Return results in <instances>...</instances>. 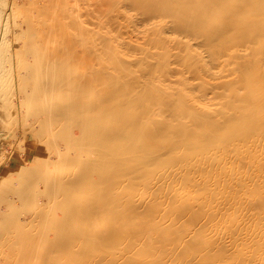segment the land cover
Segmentation results:
<instances>
[{"label": "bare ground", "instance_id": "bare-ground-1", "mask_svg": "<svg viewBox=\"0 0 264 264\" xmlns=\"http://www.w3.org/2000/svg\"><path fill=\"white\" fill-rule=\"evenodd\" d=\"M63 1L62 0H46L44 2L43 0L42 1L43 4L40 3V5L42 4L43 6H40V7H38L37 6L38 4L36 5L35 3L33 8L35 7L37 15L35 16V14H33V11H32L31 13L34 15L33 17H30L28 15L29 18L28 16L26 18L24 16L23 19L25 20L23 21L21 20L22 23H18L17 25V30L19 31L18 33L19 35H21L20 34L21 32L25 33V35L27 36V39H24L26 38V36L25 37L22 36L23 34L21 36L24 37L23 39L25 41L27 40L28 44L26 46L23 45V47H18L17 49H15L14 54H12L13 53L12 52L11 56L10 55L8 56L5 53L4 54L2 53L3 54V55L1 54L2 56L0 55L1 56L0 57V101H2V103L8 102V105L10 103L11 106L15 105V108L18 109V111L20 112L23 110L24 111L23 115L25 116V117L23 116L24 117L23 119L24 120L26 119L25 121H27L28 125L33 126L34 123L38 124L37 128L34 127L35 129L33 128L32 130L33 131L35 130L34 131L35 133H39L37 134L39 136V140H40L39 142L42 141L43 144L51 148L53 147L54 149L55 148L54 146L57 145L58 139L64 140V142L66 141V146L69 147L67 150L70 149V152H71L72 149H74L75 151H77V154L74 155L76 152L74 154L67 153V150L66 152H63L65 150L63 151L61 150L60 152V149H58L59 156H60V157L58 156L59 157L58 160L57 159L55 161L48 160L49 157L47 158L45 157L44 159L45 161L44 160H43L44 162L42 161L44 163V164L42 163L43 166L40 165L41 167L38 169L35 168L34 164H32L33 166L29 164L32 168L34 167L35 170H32V171L29 170L30 167L29 169L23 168L26 171L29 170L30 173H27L28 171L27 172L19 171L20 172V173L18 172L19 177L18 176L13 177L14 179L15 178L20 179V177L21 178L23 177L20 180L17 179L18 182H13L14 180L12 179V181H10L11 183L9 184L8 183L9 179L8 178L6 179L3 175V179L0 181L1 183L0 184V187H1L0 189V239L2 240L0 241V246H1L0 248L3 250L1 254L3 256L5 254V256L3 257L2 260H0V264H30L31 262L29 261H32V262L36 261L37 263V261H39L38 259H41V260L43 259L42 264H63V262H61V258L63 257L62 255L64 253H69V252L72 253L73 251L77 252V255L74 254L75 256H73L74 264H134L133 256L135 255L133 254L138 253L137 255H139L140 253H142L141 251L143 250L141 245L137 246L138 244L137 241L138 239L140 240L141 237L150 235L153 229L149 227V225L150 223H152V221L154 222V220H152L149 224L147 222L146 224L148 226H145L146 224H144L145 222L144 219L146 218L145 216L140 215V213L143 212L142 210L145 207H147L146 209H148L149 207H150L149 209H151V208H155V206H157L158 203H160L161 205L162 204L161 201H163L165 198V197L164 198L162 197L163 187L166 190L167 184L171 185L174 182L181 183L182 186L185 188V189L184 188L180 189V187L182 188V186L177 183L178 185L176 184L175 186H180V187L178 188L173 187L171 194L169 193L170 196L175 197V200H177L176 202L178 203L177 205L179 208L177 206L176 208H173V205H175L176 202L175 203L172 202L171 204V200L169 201L170 204L168 202L167 203L169 204L168 207H170V205L172 206V209L171 207L170 208L165 207L166 209L162 208L164 207L162 205L158 206V208L159 207L162 208V212H163V209H165L167 212L169 211L168 213L175 212V209H176L178 210L176 212L177 215L176 213H174V215L171 213L172 216L175 217V220L173 217L174 222H172V219H171V222L164 224L161 220L160 222L162 223L159 228L161 229V231L160 230L158 231L162 234H160L159 232L158 233L164 238L169 235L172 238H174L173 236L176 235L175 239L176 237L178 239H176L174 243H176L177 241L178 243H176L177 244L176 246L173 243L174 247L171 246L172 248H170V249H176V247L178 248L180 244V240H181L180 238L184 239L183 233L181 235H178L179 234L178 231L179 230L183 231L184 227H182L183 229H181V226H178L175 223V221L177 222L176 216L178 217L179 215L178 212H180L181 214L185 212L186 210H188L187 207H188L189 202L193 200V194L194 195L196 194L197 196L200 197V199L198 198L196 199L198 202H202L200 200L204 198L206 199L208 198L207 200H210V201L212 199L214 202L217 201L218 199L217 202H219L221 199H223V197H225V196H222V193L223 195L228 193L226 192V188L228 185L225 188L221 185H220L221 187L218 185L217 187L218 190L216 188L214 190V187L213 189L210 188L212 187L211 181H213V179L221 182L220 179L222 178L221 177L222 174H220V171H218L217 174L214 173L215 172L214 169L216 167L213 169L214 172L212 173L211 169H209L210 168L209 164H207L209 168L208 167L206 168V165L204 164L206 161L205 158L216 160L218 157H221L219 156L221 154L228 153L231 151H236V152L241 153V151L243 150L246 151L245 149H247V147L253 146L254 145L253 143L255 142L258 143L257 145L255 143V146H258L260 144L259 142H264V0H135V1L133 0L132 1L133 3L130 5V7L131 6L133 7L134 4L135 5L137 4L136 6L142 9L140 11L141 12L143 11V13L146 14L147 16L152 17V16H157V14H159L164 17L172 18L171 25H170L172 28L171 29L161 28L160 30L156 32L158 33L159 37L155 36L157 38H153V39L152 37H149L151 40L148 38L149 41L153 42L154 44L156 43L157 45L156 47L160 49L159 51H157L158 50L157 48L156 53L155 52L151 53V51L149 50L150 56H153L154 61L150 60L152 59L150 58V56H149L150 59H146L147 57H145V59L148 60V62H146L144 58H140V60L135 59L137 61H134V60L131 61L129 59L125 60L121 54L115 53V50H116L114 47L115 44H112L111 42L109 43L110 44L109 45L107 42L106 47L104 46L105 47L104 49H107L108 53L110 51L109 58L110 60H112L113 68H114L112 70H116L118 74L114 75L113 73H110L111 71H109L110 70L109 67H107V70H104L105 77L103 80L104 83L103 82L102 83L103 85L104 84L106 85L105 87H107V91H106V94L103 95V97L101 98L100 96L96 95L100 87L91 85L92 83H87L92 79L95 73H92V74L87 73V75L84 76L85 72H82L84 73L82 76L76 73L78 69L74 70L75 67H78L79 63L76 66L78 59L76 58L77 56L75 55L73 51L77 52V50L75 49L76 48L78 49V47L75 46L76 48L74 47L73 49L72 48L73 46L71 47L72 42H70L69 44L70 48L68 45V49H72V52L71 50L70 52L69 50L67 51L66 50L67 48L65 47L66 48L65 50L67 51L66 52L62 48L63 45H61L62 46L61 48L63 49L62 50L59 47V44H58L59 42L58 43L54 42L55 41L54 39L60 38V40L62 39L61 41L63 43V41L65 40L63 39V36L65 38V36L67 35L65 34L67 31L63 32V30L61 31L59 29V26L62 24L61 21H63V17H61L62 15H60L61 14L60 10L63 9L62 4L65 5L64 4L65 2L66 4H68L67 0L64 3ZM31 2L32 1H30V3ZM130 2L128 1L126 2L125 0V3H130ZM145 2H147V4ZM28 3H27V6H28ZM13 4H16V3H13ZM70 4L71 3L69 2L68 5ZM23 5L24 7L26 6L25 4ZM68 5H65V6L67 7ZM114 5L118 6V4H114ZM136 6L134 8H136ZM167 8L168 9L171 8V9L167 10ZM64 9H63L64 11L70 10L68 8L67 10L66 8ZM31 10L32 8L30 9V11ZM44 10H49V13H46V15L60 11V14H59L60 16L55 17L57 14L55 15L52 14L51 16L53 17L54 15V18H52L53 22L50 21L51 22L50 23L49 20H51V18L45 15L46 11ZM8 14H6L7 15L6 20L8 19L7 18ZM22 14L20 13L19 16H21ZM43 16H45L47 19L49 18L50 19L47 20ZM14 17L15 15L14 16L12 15L13 21L16 18ZM43 18L47 24L48 22L50 23L49 26H47ZM13 21L11 22L13 23ZM63 22L66 23L65 20ZM16 23H15V26H16ZM67 26H64V27L67 28ZM7 28L9 27L7 26ZM7 28L4 30L5 35H6V31H8ZM13 29L14 28H12V31L14 34ZM170 30L171 32L172 31L174 32L173 34L175 35L177 34L180 37L179 39H177V35H176L175 37L176 39L173 42L171 41V43L173 44L175 42L176 46H174L175 44L172 46H174L175 48H178L177 51L176 50L173 51V49L169 47L170 45L169 46L167 45L169 43L168 39L170 37L172 40L174 39L172 38L173 37L172 34H170L171 36L169 38H168L169 35H167V37L165 36L166 32ZM52 32L53 34H51ZM61 32L64 33L62 34L63 36L61 35ZM19 35L17 34V37ZM103 36H104L103 38H105V35ZM82 38L84 39V37ZM107 38L109 37L107 36ZM107 38H105V40ZM51 39H53V42L55 43L53 44L54 45L57 44L58 45L57 48L58 47L60 48L57 50L55 46V52L53 54L51 53L52 56L47 50V48L48 49L50 48L51 44H49L50 46L46 48V46H48L47 43H49L48 40H51ZM2 40H3V37H2ZM2 40L1 42L5 44L4 42L6 41V39L5 41L4 40L2 41ZM66 41H67V37H66ZM74 43L75 42H73L72 45H75ZM81 44H83L82 40H81ZM52 47L54 48L53 45ZM244 47L247 48L246 49L247 51L245 50ZM238 48H240L241 51ZM91 49L89 50L90 51L94 50V49L93 50ZM97 51L99 52V50ZM105 51L106 50H104V53ZM145 51H146L145 52L146 54H149L147 53L148 50L145 49ZM1 52H4V51H1ZM92 53H94V51ZM48 54L50 57L48 56ZM87 54L88 53H86V56ZM94 54L99 55V53H97L96 51ZM83 55L84 54H81V56ZM90 55L93 56V54L91 53ZM66 56L70 58L69 62H67L68 59L67 61H65L66 59H63ZM99 56L100 58L101 57L103 58L101 54ZM107 58H108V55H107ZM84 59L82 57V60ZM98 61H100L99 57H98ZM144 61L147 63V65L144 64L145 63ZM175 61L179 63L180 65H183L185 68H187V70L190 73H192V75L194 74L195 76L200 78L201 82H198L200 83V85L196 83V85L198 86H196L195 88V85H193L194 86L193 88L198 89V87L200 86V88L202 87L203 89L205 88L204 90H207V86L209 85H212V84L215 85V83L213 82L211 83V82H208L209 80L208 81L206 80L207 76L209 75L212 76V74H210L212 71V68L214 69L223 63L224 64L232 63L233 68H231L232 70L231 73L232 72L235 73V78L234 77H232L234 79L229 78L230 80L228 81L227 80L226 81L221 80V82L218 81L220 82L219 85L216 83V86L218 85L217 88H222V87L223 88L227 87V89L231 88V90L229 89V93L231 92L230 97L228 95L229 94L228 92L224 94L223 92H221L224 95L223 98L225 99L226 98L225 96L228 95L227 96L228 99L226 98L227 100L221 102L222 104L219 107H209L208 105H204L203 104L204 102L200 104H196L192 96H195V98L197 96L194 95V93L193 95L191 94V92H194L195 89L192 90V86L190 85L191 83L187 81V79H189V76L185 74L183 75H185V77H188V78L183 77V75H180V77L176 78V79L179 78V82H180V86L177 85V88H173L172 85L168 83L155 82L154 81L156 79L155 77H157L160 74L164 75L167 72H169L171 68L170 65L172 64V62L174 63ZM133 65H136L138 69H134ZM89 67L91 66L89 65ZM94 69L95 67H93L92 71H94ZM68 71L70 73L72 72L73 73L70 74L68 73ZM175 71H177V69ZM95 72L97 71L95 70ZM177 73H181V72L177 71ZM233 73L231 75H233ZM194 75L192 77H195ZM98 78L99 79L97 82H100L101 78L100 77ZM169 81L174 83V81L176 80H173V81L169 80ZM95 82H96V78H95ZM177 84H179L178 80H177ZM174 87H176V85ZM211 87H208V88L210 89ZM239 87L245 90V91L242 90L244 91V94L242 95L240 94L242 91L240 92ZM200 88L198 91H201ZM237 88H239V91H238L239 94L237 93V90H238ZM204 90H202V92ZM216 93L218 92L216 91ZM220 94L218 93L217 95H220ZM201 95L202 94L199 95L200 99L202 98ZM90 96L92 98L91 100L89 99ZM92 96H94V99ZM95 96H98L99 98ZM199 97H197V99ZM86 99L87 100L89 99L90 101L89 100L86 101ZM234 101H237V103H235ZM3 105H4L3 107L6 106L5 103ZM199 110H201L204 114L199 115L198 113ZM3 111L5 112L7 110H3ZM9 114L11 116V110ZM12 116L13 118L12 117L11 118L13 119V121L15 120L17 121V119H15L16 115L15 117L14 115ZM16 118H18V116ZM58 120L60 123H58L57 125L60 124L59 127L62 130L58 129V131L53 132L52 128L53 126H55V123ZM24 123L25 122H23L22 124ZM18 124L19 123L17 122V125ZM238 125L240 126L236 127ZM13 126L14 125H12V127ZM229 127L231 128L233 127L232 131L233 130L234 131L233 132L229 131V133L228 132L224 133L225 130L226 131L230 130L228 129ZM16 128L18 131L19 130L18 127ZM25 129H22V130L26 131ZM22 130H20V132ZM15 136L16 135H14L13 137L15 138ZM24 136L22 137L23 139H24ZM61 147L63 146L61 145ZM241 148L243 150H241ZM56 150H57V147L54 149V151L55 153L56 152L58 153V151ZM209 150L213 152L220 150L219 151L220 153L213 154ZM48 151L49 150H47V152ZM244 151L242 153H244ZM62 152H63V155L66 153L67 154L62 156L60 155V153ZM247 152L250 153V151H247ZM240 153H239L240 156L246 155L245 153L243 155H241ZM249 153H247V156L249 155ZM254 153H256L255 150L253 153L251 150V154H252L251 157L255 156L256 158L257 154H254ZM192 156L197 161L196 160L193 161ZM196 156H198L199 158ZM239 157H237V160L239 159L240 161L241 157L240 158ZM255 158L254 160L252 158L250 160H253V162L256 160L258 161L259 155L257 159ZM202 159L204 160L201 162L200 160ZM243 159L241 160L245 163H248L247 165L251 167L253 166L252 163H249L247 162V160L245 159L243 160ZM247 159L249 160V157H247ZM190 160L193 161V164ZM212 160H209L211 164H212L211 162ZM260 160L263 161L264 159H262L261 157ZM221 162L223 163L222 160ZM227 162L228 160L227 161L225 160L223 164H226ZM215 163H216L214 164L215 166L217 164L220 166L222 165V163L221 164L218 163V160ZM187 164L192 165V167L195 169L199 168V171L200 169H202L203 170L202 176H204V178L199 177V176H198L199 177L198 179L196 178L197 176L193 178L194 175L193 177L192 176L190 177V174H191L190 171H192V169L190 168L191 169L190 171H186L185 169L186 167L184 166H187ZM263 164L264 163L262 162L261 164H259V166H262ZM256 165H258V163L255 164V166ZM255 166L253 167V169L257 167ZM20 167L22 166L20 165ZM182 167H184L183 170L177 171L178 168H182ZM229 167H231V165ZM262 167H264V165ZM218 169H219V166H218ZM229 170L227 174L230 173ZM256 170L257 168L255 169V171ZM255 171L253 172V170H251V173L252 174L254 173L257 176ZM257 171H258L257 173L261 172L259 170ZM193 172L194 171H192V173ZM232 172H231V175L233 174ZM198 173H196L195 175H197ZM262 175H263V172H262ZM225 176L227 175L224 174V177ZM245 176L249 177V175L248 176L245 175ZM212 177L213 179L210 181L211 182L210 183L208 179ZM229 177H230V174H229ZM252 177H254V175ZM258 177H257V180H258ZM261 177H264V175ZM261 177L260 179H262ZM200 178L202 179L199 180ZM225 178L228 180V177H225ZM233 178H234V175H233ZM87 180H92L90 185L87 183ZM224 180L225 179H223V181ZM229 180H231V178ZM234 180L235 179H233L232 181ZM252 180L255 181V186L254 187L252 186L254 189L250 187L251 185H248V187L251 189V191L252 190L254 192L256 191L257 194L260 193L259 197L262 198L261 193L262 191H264V189L262 188L263 182L261 183V186H260V183L257 182L255 178ZM3 181H6L8 185L7 186L3 185L4 184V183L2 184ZM223 181L221 183H223ZM247 181H249V179L245 181L244 183L245 186L248 183ZM260 181H264V180H260ZM44 182L49 183V185L46 183L45 185L47 187L44 188L43 190H40L38 185ZM88 182L90 183V181ZM252 182L253 181H251V183ZM164 183L165 184L167 183L166 186H163ZM234 184L236 186V181L233 182L232 185ZM256 184H258V186ZM65 185H68V188L66 186V189H65V191L67 190V192L62 191L64 190ZM95 186H96L95 189L97 192L92 191V189ZM258 187H261L262 189ZM97 188H100V190H98ZM192 188H195L194 190H196L197 192L206 190L208 197L207 195H205L206 193H203L205 196H203L202 198L200 196L201 193L198 195L196 191L195 193L192 192L194 191L192 190ZM228 188L227 190H230V193L228 194H231L233 189L231 190ZM219 189H221L223 192H221ZM84 190L87 193L89 190H91L89 191L91 193H88L89 195L86 193L88 196L86 199V202H89L90 204L87 211L82 210L83 208L81 209L79 205L81 203L80 201H82V204L85 203L84 199L78 198L77 196L79 195V197H81L80 196L81 194L82 196L85 197L86 194L85 195L82 194ZM216 190L218 192L220 191L219 194L220 193L221 194L219 195ZM58 191H62L63 194H61L62 195L61 197H57L61 193L59 192L58 194ZM147 191L148 193L150 192L153 195V199L151 197V199L149 200V196H150L149 194L148 200L146 199V201H144L142 200L141 196H139V194L145 192V195H146ZM160 191H162L161 196H160ZM215 191H216L217 197H214L213 195ZM165 192H163V194H166ZM190 192L193 194H191ZM233 192H236V190H234ZM53 193L58 194V195H56L55 197L53 196ZM237 194H242V193L241 191L239 193L237 192L236 195L234 194L235 197L232 195L234 197L235 202L237 201L235 198L238 199L239 196H241L239 195L238 197H236ZM41 195H44L46 197V199H44V202L43 203L41 202L42 204H39L37 202L38 207L33 210H30V206L33 203H35V201H37L38 197ZM218 196L219 197L222 196V197L218 198ZM228 196L226 197L229 198L231 195L229 197ZM159 197H161V199L163 200H161ZM241 197L239 199H241ZM252 197L253 196L250 197L251 200H253ZM259 197L256 196L254 199H258ZM146 198H147V195H146ZM245 198H242L241 200H244ZM100 199H102L103 201L100 202L99 201ZM159 199H160V202H159ZM230 199H232V197ZM230 199L229 200L227 199V201L230 203V205H233L234 203L233 201H230ZM239 199L238 201H241ZM259 199H258L259 202L256 200H253L255 201V204L257 202H258L257 204H261ZM165 200L167 201L168 198L166 197ZM225 200L224 202H227ZM263 200L261 202H263ZM77 201L80 203H78ZM249 201L247 203L252 204L253 201H250V202ZM73 202H76V203L74 204ZM208 202L206 203V206ZM221 202L223 203V206H227L226 203H224L222 200ZM244 202L246 201L244 200L243 203ZM69 203L70 205H73V206H70ZM212 203L210 204V207L214 204ZM237 203L236 205L238 207L239 203L238 204ZM86 204L88 207V203ZM221 204L218 205L220 206L219 207L220 209L222 206ZM248 204L246 205V207L250 209L249 207L251 206V204L250 206H248ZM67 205L69 206V208ZM215 205H217V203H215ZM242 205L239 206L241 209L244 208V206ZM63 206L66 208L61 209V207ZM165 206H167V204H165ZM218 206L213 205L214 208L219 210L217 208ZM260 206H258L259 209H260ZM191 207L193 208V206ZM197 207L195 205L194 208L197 209ZM210 207H208L207 210H209ZM227 207H224L226 209L224 210L222 209V210L224 211L223 216L225 217V219L229 218V220L226 221L225 219H223L224 217H221L222 214L220 218H222L223 221L224 220L226 221L222 223L223 224L222 226L224 227V223H225V226L226 224H228L227 227H225L228 229V228H231V227H228L229 224L231 222L232 223L234 222L232 220L236 221V218H235L236 216L234 217V213L236 211H233V210L230 211V209H228ZM230 207H235L236 210L240 209L239 207L237 208L235 205L230 206ZM253 207L254 205L252 206V208ZM262 207H264V205ZM235 208L233 209L235 210ZM63 209H65L64 211L66 213L62 211L63 212L62 214L60 210H63ZM170 209H171V212H170ZM216 209L212 208V210L210 211H212L213 213L214 211H216ZM227 209L229 210V212L228 211L226 212ZM248 209H246L247 214L249 212ZM263 209L264 208H262V210ZM50 210H53L52 211L53 213H50L51 212ZM152 210H155V209H152ZM156 210H157V207H156ZM239 211L241 212L242 210H239ZM239 211L238 213H236L237 216L239 214ZM147 212H149V210ZM205 212L204 214H206ZM217 212L219 211L215 212L216 215L218 214ZM232 212H233V215H232ZM152 213L154 215L153 218H156L155 215L157 216L159 213L161 214V212L156 213V211H155L156 214H154V211H152ZM152 213L147 215L148 213L146 214V212L144 211L143 214L151 218ZM185 213H183V215ZM193 213H194V210L190 212V216H187V217H190V222H191V219L195 222H197V219L199 221L200 218L198 217H200L202 214L198 216L200 212H197V216H195L196 213H194L195 215ZM210 213L211 212H208V214ZM225 213H228L226 214L227 216L225 215ZM244 213L242 212L241 214H244ZM215 214L214 213L211 214L212 215L211 217L207 216L209 219L214 218V223L213 221L210 222V224L211 223L213 224V226L211 225L212 228L216 225L218 226L219 224L217 223L216 225H214L216 223L215 219L217 217H218L217 220L219 219V215L215 217ZM241 214H239V216H244ZM247 214L245 215L247 216ZM259 214L260 212L258 213V215ZM26 216H28L27 219H25ZM205 216L203 218H205ZM246 216L242 217V219L246 218ZM157 217L159 219V215ZM248 217L250 216H247V218ZM91 218L92 220H90V222L88 221L89 224L92 225L94 222H96L92 225V230L94 229L93 227L96 225L98 229H96V232L93 230L94 233H92L93 235H91L89 238L87 236L90 235L88 234L90 231L88 232V230L85 229L88 234V235L86 234V237L88 239L85 240L86 243H84L85 236L83 237V239L80 236L83 233L85 234L86 231L83 230L84 232L82 231L83 232L82 234L79 233L80 234L79 236L76 235L78 234L76 232H79V231H76L78 227L76 228L75 223H77V221H80V220H89ZM99 218L100 220L103 219L105 223L103 222L99 223V221L97 222V219L99 220ZM208 218H207V221H204L202 219L204 223L202 221L200 225L198 226L196 225V228L194 227L195 230H192V231L190 230L191 232H189V234L186 232L189 231V228L191 226L190 225L189 227L186 226L188 228L187 229L188 231L186 232L183 231V232H185V234H187L188 236H186L187 239L185 237L186 242H183L184 245L183 244H182L183 246L180 245L185 248L181 247L180 250L177 249L178 252L176 250L174 251L177 252V254L181 256V258L183 257L184 259H186L187 257L186 255L190 253L191 251L193 254L191 255L190 253V255H188L185 261L192 262V264H220V263L227 264L226 262H223V260L225 259L224 254H226V252L225 251L223 252L221 250L223 253L219 254L221 253V251H219L220 249L218 250L217 248V247H220L221 249H223L222 244H220L221 242H219V244L217 243L219 239L221 241V239L225 240L224 237L226 238V236L228 237L230 235H235V236L245 235L242 237L244 241L246 238L247 232L251 233L253 231L252 230L253 227L251 228V226H246L245 221L243 220L245 226L247 228L250 227L252 231L251 230H250L251 232L246 231L247 228L244 225H242V227L244 226L246 230L242 228L245 232L243 231L242 235L241 233L239 234L238 233L240 229L239 224L242 223V220L239 222L241 218L237 217L239 219L238 221H236L238 222V224H235L233 227V224L231 223L230 226H232V228L231 230L228 229V233L230 234L228 235L226 234L224 235V237L222 236L223 238L222 237L218 238V241L216 240L217 241L216 243L218 246L216 245V243L215 245L213 244L214 247L217 246L216 249H213L214 247L212 246V244L210 247V244L207 245L208 243H206V241L207 242L209 241L208 240V238L210 237L209 230H211V229L208 230V228H205V226L206 227L209 226L208 221L211 220V219L208 220ZM230 218H231V222H230ZM147 219L146 221H148ZM219 220L222 221L221 219ZM258 220L260 223L261 218L259 219V216H258ZM163 221H166V220L163 219ZM246 221H249V220L246 219ZM157 222H159V220H157ZM172 223L173 224L175 223L179 227L178 228L179 230L177 232L175 231L177 229V226L175 229L174 227L175 224L173 226ZM33 224L38 225L39 227L36 229H32ZM142 224L145 226L144 228L139 227L140 225L143 226ZM193 224L194 225L192 226H195V223ZM256 224L258 225V223ZM247 225H250V224H247ZM262 225H258L257 227L259 226L261 227ZM154 226L155 225H153V227ZM217 226H216V229L213 228V234L215 235V237H218L216 236L217 233L215 234V232L218 231ZM218 227L221 228L220 226ZM204 229L208 230L207 232L209 234V237H206L208 234H205L207 232ZM256 229L259 230L258 228ZM90 230H91V227H90ZM162 230H166V231L164 232ZM202 230L204 232H202ZM220 230L221 229H219V231ZM257 230L255 231L256 235L258 234ZM66 231H69L71 234L65 235L64 233ZM167 231L169 235L167 234L166 236L163 233H166ZM202 233H204L205 236L204 234L202 235ZM156 235H158L157 232H156ZM214 235H212L211 238ZM253 236L254 234L252 235V238H254L253 241L254 242L256 241V244L258 245L262 240L259 242L257 241L258 238H255ZM155 237L156 236L154 233V236L153 238L151 237V240L154 239L155 241H158V240L160 241L158 236H157L158 240ZM204 237L207 238V240L205 239L206 241L204 240ZM233 237L234 236L229 237L231 242H232L231 238ZM247 237H248V234H247ZM261 237L264 238V236H261ZM252 238L250 239L252 240ZM50 240L52 241V243H47V242H50ZM144 240H145V237H144ZM151 240L148 239V242L150 243H147L146 242L147 240L144 242L143 239L141 238V241H143L146 244V246L150 244V246L148 245L149 247L147 248L145 247V244H144L143 248H146L147 250L148 248H152L153 244L151 243ZM170 240L172 241L171 238ZM170 240L168 239V241ZM78 241H80V244ZM141 241H138V242L141 243ZM246 241L248 242V240ZM161 242H164V241L161 240ZM161 242H158V243H161ZM234 242H236V240ZM188 243H191V246H189L190 244ZM237 243H240V242H237ZM261 243L259 245L262 247ZM84 244L86 246L88 245L89 247L91 246H94V247L93 249L91 247L89 250V247L87 246L86 248ZM233 244L231 243V245L235 246V243ZM254 244H253L254 248L250 244L252 248L247 249V251H250L252 249H253V252L256 251L254 249H258L257 247L259 245L256 246L255 248L256 244L255 245ZM45 245L46 246L48 245V246L46 247ZM81 245L82 246L84 245L83 249L86 248L90 252L93 250V253H85L87 252L85 251V249H84L85 252L82 253L83 249L79 248L81 247ZM164 245L163 247L161 246L162 248H164L163 250L160 247L162 252L166 250V247H168L167 246L168 243L167 245L165 246ZM170 245H172V243ZM237 245L238 246H235L237 247V249L241 248L239 244ZM74 247H76L77 250L79 251L74 250ZM138 247H141V248H138ZM235 247H233L234 250H237L235 249ZM168 248L167 250H169ZM186 248L187 250H189L188 252L186 251ZM81 249H82V252H80ZM181 249L182 251L183 249H185L184 251L186 252L185 256L182 254ZM201 249H203L204 252H202ZM241 249H244V246H242ZM193 250H197L198 254H200L199 252H201L202 255L200 254L201 257L199 259H198L199 256L197 255V251H195L196 253L194 254ZM238 251L237 253H235V256H239L238 254L240 253L241 257L243 255L246 258L248 257V259L250 258L249 254L251 255V253H248V256H246L247 254L244 255V253L240 252L243 250H238ZM78 252L80 254H78ZM99 252L103 254L101 253L99 254ZM144 252L145 251H143V253ZM162 252L160 251V253ZM179 252L181 253L179 254ZM171 253H169V255ZM212 254L216 256L211 257L213 256ZM123 255L125 256L123 257ZM171 255H173L174 257V254H171ZM158 256L159 255H157L156 257ZM161 256L162 255L160 254V257ZM32 257H34L36 260L35 259L31 260L33 259ZM160 257H158L157 259H160ZM241 257L239 258L238 264H244L246 262L245 261L246 258L242 257L243 261L245 262L241 263L242 261ZM251 257L252 259L250 258V260L248 259L247 260L249 261V263H251L252 261L251 264H254L258 256L255 258L254 262H253L254 257L252 255ZM122 258L123 259L125 258V259L123 260ZM145 258L143 260H145ZM151 258L153 259L152 255H151ZM235 258L237 261V257ZM147 259L149 258H146V260ZM161 259L162 260H158L161 262H158L157 264H163L162 261L163 260L166 261L165 259L167 258L163 259L161 257ZM261 259H263L261 263L263 264L264 257H262ZM218 260L219 262L220 261L221 262L217 263ZM259 260H260V257H259ZM174 261L173 263L175 264L176 261L175 262ZM189 262L187 263L190 264ZM39 263L41 264V262ZM236 263L237 262L231 263L230 261H228V264H236ZM247 263L248 262H246L245 264ZM146 264H148V262ZM256 264H258L257 260H256Z\"/></svg>", "mask_w": 264, "mask_h": 264}, {"label": "rangeland", "instance_id": "rangeland-1", "mask_svg": "<svg viewBox=\"0 0 264 264\" xmlns=\"http://www.w3.org/2000/svg\"><path fill=\"white\" fill-rule=\"evenodd\" d=\"M30 1H32L31 3H30ZM0 0V42H1V40H2V37H3V40L5 41V39H6V41L4 42L5 44H3L2 42L0 43V55L3 53H5V54H7L8 56L10 55L11 56V53L12 54H14V52H15V49H17L18 47H23V45L24 46H26L27 44H28V42H27V40L25 41L24 39H27V36L25 35V33L24 32H21L20 34L22 35V36H26V38H24V37H22L21 35H19V31L17 30V25H18V23H22L21 22V20L23 21V20H25V19H23L24 18V16L27 18V16L29 15L30 17H33L34 15L33 14H35V16L37 15V12H36V9H35V7L33 8V6L35 5V3H36V5L38 6V7H40V6H43L42 4H43V0H36L37 2H39V3H37L35 0ZM35 1V2H34ZM46 0H44V2H45ZM63 1V0H62ZM66 1V0H65ZM65 1H63V3L65 2ZM123 1V2H122ZM130 2V3H125V0H67V2H68V4H69V2L71 3L70 5H68V4H66V2L64 3L65 5H68L67 7L65 6V5H63L62 4V8L64 9V8H66V10H67V8L68 9H70V10H67V11H64L63 9L62 10H60L61 11V14H60V11H55L56 13H51V14H48V15H46V13H49V10H44V11H46L45 12V15L47 16V17H50L51 18V20H49V19H47L45 16H43V17H45V19H47V20H49V22L50 21H52L53 19L52 18H54V15L55 14H57L55 17H59L60 15H62L61 17H63V21L65 20V22L66 23H64L63 21H61V25L59 26V29L62 31L63 30V32H66L65 34H67L66 36H65V38H64V36L62 35V34H64L63 32H61V35L63 36V39H65L64 41H63V43H62V39L60 40V38H58V39H54L55 41L54 42H56V43H58L59 44V47L61 48L62 46L61 45H63V49H64V51H68L69 50V52H70V50H71V52H72V49H68V45L70 44V42H72L71 43V47L74 49V47L76 46V47H78V49L76 48L75 50H77V52L76 51H73L74 53H75V55L77 56H75L77 59H78V62L76 63V66H77V64H78V67H75L74 68V70H76V69H78L77 70V72L76 73H78V74H80V75H82L83 76V74L84 73H82V72H85V74H84V76H86L87 75V73H95L94 74V78L92 77V81L90 82H87V83H92L91 85H94V86H97V87H100L99 89H98V92H97V94L96 95H98V96H100V98L101 97H103V95H105L106 94V91H107V87H105L106 85L104 84L103 85V80H104V77H105V72H104V70H107V67H109L110 68V70L109 71H111L110 73H113L114 75L115 74H118V72L116 71V70H112V69H114L113 68V63H112V60H110V56H109V53H110V51H109V53L107 52V49H104L105 47H106V44H107V42H108V44L109 43H111L112 42V44H115L114 45V47H115V53H119V54H121L122 56H123V58L125 59V60H127V59H129V60H134V61H137V60H135V59H138V60H140V58H144L145 59V57H147L146 59H150V58H152V59H150V60H152V61H154L153 59V56H150V52H149V50L151 51V53H156V50H157V48L158 47H156L157 45H156V43L154 44L153 42H151V41H149V37H152V39L153 38H157V37H159L158 36V33H156L158 30H160L161 28H167V29H171L172 27L170 26L171 25V20H172V18H170V17H164V16H162V15H159V14H157V16H147L146 14H144L143 13V11L141 12L140 10H142L141 8H139L138 6H136L135 4H134V6L132 7H130V5L133 3L132 1L133 0H126V2ZM135 1V0H134ZM30 3V5H29V3ZM115 2V3H114ZM13 3H16V4H13ZM25 4L26 6H27V3H28V6L26 7H24V5L23 4ZM40 3H42L41 5H40ZM146 4H147V2H145ZM33 4V5H32ZM113 4V5H112ZM114 4H118V6L117 5H114ZM17 5V6H16ZM18 5H19V7H18ZM22 5V6H21ZM32 5V6H31ZM74 5V6H73ZM108 5V6H107ZM129 5V6H128ZM11 6H13V7H11ZM20 6H21V8H20ZM30 6V7H29ZM36 6V7H37ZM63 6H65V7H63ZM70 6V7H69ZM110 6V7H109ZM112 6H114V7H112ZM115 6H117V7H115ZM136 6V8L138 7L139 8V10H138V8L136 9V8H134ZM140 6V5H139ZM18 7V8H17ZM23 7V8H22ZM74 9H73V8ZM16 8V9H15ZM27 8V9H26ZM32 8V10L30 11V9ZM112 8V9H111ZM114 8V9H113ZM15 9V10H14ZM29 9V10H28ZM34 9V10H33ZM72 9V10H71ZM169 9H171V8H169ZM168 8H167V10H169ZM12 10V11H11ZM13 10H14V12H13ZM26 10H28V11H26ZM8 11V12H7ZM20 11H22V12H20ZM30 11V12H29ZM33 11V14L31 13ZM7 12V13H6ZM17 12V13H16ZM25 12H27V13H25ZM9 13V14H8ZM22 14L21 16H19V14ZM66 13V14H65ZM4 14H5V16H4ZM6 14H8V19H10V20H8V22H7V20H6ZM17 14V15H16ZM25 14H27V15H25ZM43 14H44V12H43ZM52 14H54L53 15V17L51 16ZM60 14V15H59ZM10 15V16H9ZM12 15L14 16L15 15V19H14V21H13V18H12ZM66 15V16H65ZM72 15V16H71ZM75 15V16H74ZM29 16H28V18H29ZM10 17V18H9ZM19 17V18H18ZM73 17V18H72ZM68 18H70V19H68ZM75 18V19H74ZM17 19V20H16ZM16 20V21H15ZM43 20H44V18H43ZM62 20V19H61ZM75 20V21H74ZM11 21H13V23L11 22ZM18 21V22H17ZM45 21V20H44ZM73 21V22H72ZM7 22V23H6ZM9 22H11V23H9ZM17 22V23H16ZM48 22V21H47ZM48 22V24L46 23V21H45V23L47 24V26H49L50 25V23ZM53 22V21H52ZM68 22H69V24H68ZM15 23H16V26H15ZM8 24V25H7ZM9 24H10V26H9ZM13 24V25H12ZM46 24H45V26H46ZM73 24V25H72ZM77 24V25H76ZM9 27V28H7V26ZM68 25V26H67ZM70 25V26H69ZM72 25V26H71ZM62 26V27H61ZM64 26H67V28H65ZM16 27V28H15ZM73 27V28H72ZM8 29V31H6V35H5V32H4V30L5 29ZM12 28H14L13 30H14V34H13V31H12ZM58 29V30H59ZM74 29V30H73ZM11 30V31H10ZM59 30V31H60ZM54 32V31H53ZM53 32L51 33V34H53ZM84 32V33H83ZM4 33V34H3ZM8 33V34H7ZM72 33V34H71ZM81 33H83V34H81ZM156 33V34H155ZM174 32L172 31L171 32V30L170 31H167L166 32V37H167V35H169L168 36V38L171 36L170 34H172V38H174L173 40L171 39V37L168 39L169 40V43L167 44L169 47H171L172 49H173V51H177L178 50V48H175L174 46H176V44H175V42H174V44L173 43H171V41L173 42L176 38V35L175 34H173ZM17 34L20 36H18L17 37ZM55 34V33H54ZM85 34V35H84ZM87 34V35H86ZM4 35V36H3ZM83 35V36H82ZM103 35H105V38H107V36L110 38H107L106 40H105V38H103L104 36ZM107 35V36H106ZM11 36V37H10ZM17 38H16V37ZM53 36V35H52ZM155 36H157V37H155ZM8 39H7V38ZM66 37H67V41H66ZM82 37H84V39L82 38ZM5 38V39H4ZM16 38V39H15ZM20 38H22V39H20ZM24 38V39H23ZM75 40H74V39ZM87 38V39H86ZM90 38V39H89ZM149 38V39H148ZM180 37L177 35V39H179ZM73 39V40H72ZM80 39V40H79ZM2 40V41H3ZM18 40V41H17ZM57 40V41H56ZM76 40H77V42H79V43H77L76 42ZM81 40H82V43L83 44H81ZM151 40V39H150ZM14 41H16V42H14ZM52 41V42H51ZM66 41V42H65ZM69 41V42H68ZM86 41V42H85ZM18 42V43H17ZM48 42L49 43H47L48 44V46H46V48L47 47H49L50 45L49 44H51V46H50V48L48 49L47 48V50L49 51V53L51 54H53L54 52H55V46H56V49L58 50V49H60L59 47L57 48V44L56 45H54L55 43L53 42V39H51V40H48ZM51 42V43H50ZM73 42H75L74 44L75 45H72L73 44ZM150 42H151V44H150ZM54 43V44H53ZM153 43V44H152ZM16 44V45H15ZM46 44V45H47ZM111 44V45H112ZM52 45L54 46V48L52 47ZM67 45V46H66ZM110 45V44H109ZM155 45V46H154ZM172 45H174V46H172ZM105 46V47H104ZM113 46V45H112ZM67 49H66V48ZM91 47H92V49H91ZM111 47V46H110ZM175 49H174V48ZM2 48V49H1ZM10 48V49H9ZM61 48V49H62ZM69 48H70V45H69ZM156 48V49H155ZM170 48V49H171ZM240 48H241V46H240ZM240 48H238L239 50H240ZM243 48V47H242ZM245 48V47H244ZM7 49H9V50H7ZM54 49V50H53ZM62 49V50H63ZM66 49V50H65ZM81 51H80V50ZM88 49V50H87ZM89 49H91V50H93L94 51V53H95V51L97 52V53H99V55L101 54V56H103V58H104V60H103V58L101 57L100 58V56L99 55H97V54H94V53H92L93 51H90ZM99 50V52L97 51V50ZM144 49V50H143ZM145 49L146 50H148L147 51V53H149V54H146L145 52ZM247 48H245V50H246ZM51 50H53V51H51ZM86 50V51H85ZM104 50H106L105 51V53H104ZM153 50H155V51H153ZM160 49L158 48V50L157 51H159ZM242 50H244V49H242ZM1 51H4V52H1ZM10 51V52H9ZM66 51V52H67ZM88 51V52H87ZM90 51V52H89ZM241 51V50H240ZM247 51V50H246ZM245 51V52H246ZM244 52V51H243ZM48 53V52H47ZM77 53V54H76ZM80 53V54H79ZM86 53H88L87 54V56H86ZM90 53L91 54H93V56L92 55H90ZM106 53H108V54H106ZM2 54V55H3ZM52 54H51V56H52ZM66 54H68V53H66ZM81 54H84L83 56H81ZM106 54V55H105ZM1 55V56H2ZM107 55H108V58H107ZM111 55V54H110ZM0 56V57H1ZM48 56H49V54H48ZM68 56V55H67ZM64 57L63 59H66L65 61H67V59H68V61L67 62H69L70 60V58L69 57ZM99 57V59H100V61H98V57ZM149 56H150V58H149ZM50 57V56H49ZM82 57H83V59L84 58H86V59H84V60H82ZM92 57V58H91ZM97 57V58H96ZM72 58V57H71ZM94 58H95V60H94ZM107 60H106V59ZM77 59H76V61H77ZM102 59V60H101ZM145 59V61L146 62H148V60H146ZM75 60V59H74ZM106 60V61H105ZM64 61V60H63ZM71 61H72V59H71ZM80 61V62H79ZM81 61H83V62H81ZM108 61V62H107ZM144 61V62H145ZM144 63L145 65H147V63ZM150 62V61H149ZM111 63V64H110ZM81 67H80V66ZM89 65L91 66V67H89ZM110 65V66H109ZM112 65V66H111ZM88 66V67H87ZM93 67H95V69H94V71H92L93 70ZM106 67V68H105ZM170 71L169 72H167L166 74H164V75H158L157 77H155L156 79L154 80L155 82H164V83H168V84H170V85H172V87L173 88H177V85H179L180 86V82H179V78L178 79H176L177 77H180V75H183V74H185V75H187V76H189V79H187V81L189 82V83H191L190 85L192 86V90H194L195 88H196V86H198V85H200V83H198V82H201V80H200V78L199 77H197V76H195L194 74V76L195 77H192L193 75H192V73H190L188 70H187V68H185L183 65H180L179 63H177L176 61L173 63L172 62V64L170 65ZM219 67V68H218ZM223 67V68H222ZM87 68H89V69H87ZM101 68V69H100ZM105 68V69H104ZM133 68L134 69H138L137 68V66L136 65H133ZM221 68V69H220ZM231 68H233V64L232 63H223V64H221V65H219V66H217L216 68H212V71H211V73L210 74H212V76L211 75H209V76H205L206 77V80L208 81V82H213V83H215V85L214 84H212V85H209V86H207V90H204L203 89V87L202 88H200V86L198 87V89H195V90H197V91H195L194 90V92H191V94L193 95V93H194V95H196L197 97H199V95L200 94H202L201 95V99H200V97L197 99V97L195 98V96H192L193 98H194V100H195V102H196V104H200V103H203L204 105H208L209 107H219L222 103L221 102H223V101H225V100H227L228 98H227V96L229 95V97H230V93H229V89L231 90V88H229V89H227V87H225V88H223L222 86V88H217L218 87V85H219V83L221 82V80L223 81V80H230L229 78H231V79H234L235 78V73H233V75H231L232 73H231ZM80 69V70H79ZM84 69V70H83ZM87 71H86V70ZM177 69V71H180L181 73H177V71H175ZM90 70H91V72H90ZM95 70L97 71V72H95ZM100 70H101V72H100ZM102 70H103V72H104V74H103V72H102ZM187 70V71H186ZM81 73H80V72ZM176 72V74L178 75H176L175 74V72ZM228 71H230V72H228ZM100 72V73H99ZM213 72V73H212ZM68 73H70L69 71H68ZM73 73V72H72ZM72 73H70V74H72ZM97 73V74H96ZM102 73V74H101ZM139 73V72H138ZM229 73H231V74H229ZM185 75H183V77H185ZM192 75V76H191ZM97 76V77H96ZM98 77H100L101 79H100V82H97L98 81ZM103 77V78H102ZM232 77H234V78H232ZM95 78H96V82H95ZM185 78H188V77H185ZM199 78V79H198ZM12 79V78H11ZM169 80H176V81H174V83H176V84H174L173 82H171V81H169ZM177 80H178V83L179 84H177ZM217 81V82H216ZM218 81H220V82H218ZM224 81V82H225ZM95 82V83H94ZM103 82V83H102ZM170 82V83H169ZM96 83H97V85H96ZM100 83V84H99ZM172 83V84H171ZM194 83V84H193ZM196 83L198 84V85H196ZM211 83H209V84H211ZM216 83L218 84L217 86H216ZM98 85H100V86H98ZM103 87H102V86ZM169 85V86H170ZM176 85V87H174ZM193 85H195V88H193L194 86ZM214 85V86H213ZM178 86V87H179ZM205 86V87H206ZM214 88V87H216V88H212V87ZM101 87H102V89H101ZM105 87V88H104ZM208 87H211L210 89L208 88ZM220 87V86H219ZM108 88H109V86H108ZM199 88H200V90L201 91H198L199 90ZM240 88V87H239ZM239 88H237L238 90H237V93H238V91H239ZM202 90H204L203 92H202ZM242 90H244V89H241L240 88V92L242 91ZM101 91V92H100ZM216 91L220 94L221 92H223V94L224 93H229L228 95L227 94H225V95H227V96H225L226 98L224 99L223 98V94L221 95H217L218 93H216ZM245 91V90H244ZM244 91H242L240 94L242 95V94H244ZM100 92V93H99ZM201 92V93H200ZM197 93V94H196ZM102 94V95H101ZM199 94V95H198ZM239 94V93H238ZM98 96H95V97H98ZM218 96H220V97H218ZM222 96V97H221ZM93 97V99H94V96H92ZM89 98V97H88ZM99 98V97H98ZM90 100L92 99L91 98V96H90V98H89ZM88 99V100H89ZM203 99V100H202ZM87 99H86V101H88ZM89 100V101H90ZM200 100H201V102H200ZM228 102V101H227ZM235 103H237V101H234ZM0 181L3 179V175H4V177L7 179H9V181H8V183L10 184L11 182L10 181H12V179L14 180L13 182H18V180L17 179H19V178H13V177H19V175H18V172L20 171V172H27V173H30L29 172V170H35L34 169V167L32 168L30 165H32V164H34V166H35V168H40L41 166L40 165H42L43 166V162L45 161L44 159H45V157L47 158V157H49L48 158V160H58V158L60 157L59 156V150L58 149H60V152H61V150L63 151V150H65V151H63V152H66V150L69 148V147H67L66 146V141L64 142V140H60V139H58V142H57V145H59V146H54L55 148L57 147V150L56 151H58V153L56 154L55 153V151H54V149H53V147L51 148V147H48V146H46L45 144H43L42 143V141L41 142H39L40 140H39V136L37 135V134H39V133H35L32 129L34 128V127H36L37 128V126H38V124L37 123H34V125L33 126H31V125H28L27 124V121H25L23 118L25 117L23 114H24V111L22 110L21 112L20 111H18V109H16L15 108V105H13V106H11L10 105V103H9V105L11 106H9L8 105V102H3L2 103V101H0ZM5 103V105L7 106V107H9V108H7L6 106V109H5V107H3L4 104ZM220 103V104H219ZM225 103V102H224ZM13 107V108H12ZM10 108H12V109H10ZM11 110V116H10V114H9V112H10V110ZM3 110H7V111H3ZM9 111V112H8ZM18 111V112H17ZM13 113V114H12ZM15 113V114H14ZM198 113H199V115H202V114H204L201 110H199L198 111ZM18 114V115H17ZM5 115V116H4ZM12 115H14V117H15V115H16V117L18 116V118H16L15 117V119H17V121L15 120V121H13V116ZM22 117H21V116ZM35 115V114H34ZM24 116V117H23ZM12 117V118H11ZM35 117V116H34ZM10 118V119H9ZM24 120H22V119ZM34 119V118H33ZM13 121V122H12ZM21 121H23V122H25L24 124H22L23 122H21ZM34 121V120H33ZM61 121V120H60ZM16 122V123H15ZM17 122L19 123L18 125H17ZM10 123V124H9ZM58 123H60L59 122V120L55 123V126H53V128H52V130H53V132H55V131H58V129L60 130L61 128L59 127V125H57ZM11 125V126H10ZM12 125H14L15 126V128L16 127H18V131H17V128L15 129L14 128V126L12 127ZM17 125V126H16ZM26 126V127H25ZM240 125H238V126H236V127H239ZM26 129H25V128ZM31 129H30V128ZM56 127V128H55ZM233 127H235V126H233ZM233 127L231 128V127H229L228 129H230V130H228V131H226L225 130V132L224 133H226V132H228L229 133V131L230 132H233L232 131V129H233ZM11 128V129H10ZM9 129V130H8ZM15 130V132H14V130ZM22 129H25L26 131H24V130H22ZM29 129H30V131H29ZM35 129V128H34ZM13 130V131H12ZM20 130H22L21 132H20ZM62 130V129H61ZM13 132H14V134H13ZM19 132V133H18ZM57 133H59V132H57ZM14 135H16L15 136V138L13 137ZM21 135V136H20ZM25 135V136H24ZM11 136V137H10ZM24 136V139L22 138ZM20 138V139H19ZM21 139H23V140H21ZM18 141H20V142H18ZM22 141H23V143H22ZM60 141V142H59ZM18 142V143H17ZM259 142V141H258ZM256 143V145L258 144L257 142H255ZM255 143H253L254 145L253 146H255ZM260 144L258 145V146H255V147H253V146H251V147H253V148H251V147H247V149H245L246 151H244L242 148H241V150H243L244 151V153L246 154L245 156H240L239 155V153L240 152H236V151H231V152H228V153H224V154H221V155H219V156H221V157H218L216 160H212V159H207V158H205V165H206V168L208 167L207 166V164H209V169H211V172L213 173L214 171V173H216L217 174V172L218 171H220V174H222V178L220 179L221 180V182L223 181V179H225L224 181H223V183H221L220 181H216L215 179H213V177L212 178H209L208 179V181L210 182L212 179H213V181H211L212 182V187H210V188H212L213 189V187H214V190H215V188L217 189V187H218V185L220 186H223L224 188L227 186V188L228 189H233V191L234 190H236V192H231V194H228V193H230V190H227V188H226V192H228L227 194H225V195H223V193H222V196H228L229 198H227L228 200L232 197V199H230V201H233V205H230V203L227 201V199L225 198V197H223V199H221L223 202H224V200L225 201H227V202H224V203H226V205L227 206H236L237 207V205H236V203H237V201H238V199L241 197V199L242 198H245L244 200L246 201V202H244L243 203V201L244 200H241V199H239V200H241V201H238V207L240 206V205H242V206H244V208H245V210H244V208L243 209H241L240 207V209L239 210H242L241 212L237 209L236 210V208L235 207H227V206H223V203L221 202V200L219 201V202H221V203H219V202H217L218 201V199H217V201H213L212 199H211V201L210 200H207L206 198H204V199H202L203 198V196H205V195H207V191L206 190H202V191H200V192H197L196 190H194L195 188H192V190H194V191H192V192H194L195 193V191H196V193L199 195L200 193H201V199L202 200H200V201H202V202H198L196 199L198 198V199H200V197L199 196H197L196 194L194 195L193 193H191V194H193V200L191 201V202H189V204H188V207H187V209L189 210H191V206H193V208L195 207V205H196V207H197V209H193L192 208V210H194V213H196V215L195 216H197V212H200V214L198 215V216H200L201 214V216L200 217H198V218H200V220L198 221V219H197V222H195V221H193L192 219H191V222H192V224H191V222H190V217H187V216H190V212L192 211H188V210H186L185 212H183V213H185L184 215H183V213H181L180 214V212H178V217L176 216L177 215V211L178 210H176L175 209V212H171V209H172V206L170 205V207H171V209H170V212L174 215V213H176V220H177V222L175 221V223L178 225V226H181V229H183L182 227H184V229H183V231H188L187 229V227H189V225L191 226L190 228H189V231L188 232H186V233H188L189 234V232H191L192 230H195V228H196V225L198 226V225H200L201 223H202V221L204 220V221H207V218L208 217H211L212 215L211 214H215V212L216 211H219V212H217L218 214L217 215H219V219H221L222 221H220L219 219L217 220V215L215 214V217H217L215 220V224L214 225H216L217 223H219L218 224V226H220L221 228H219L217 225V229H218V231H219V229H221L219 232L217 231V232H215V234H216V236H218V237H215V235L213 234V228H215L216 229V226H214L213 228L211 227V225L213 226V224L211 223L210 224V222L211 221H213V223H214V218H208V220H210V221H208L209 222V226H205V228H208V230L209 229H211V230H209V234H210V237H209V234H208V230H206V229H204V230H206V232L207 233H205V234H208L206 237H209L208 238V242L206 241L207 240V238L206 237H204V240L206 241V243H208L207 245H209L210 244V247H211V244H212V246L214 247V245H215V243L218 241V238H221L222 236L224 237V235H228V234H230V233H228V229L229 230H231V228H232V226H230L231 225V218H230V224H229V226L228 227H231V228H225V227H227V225L228 224H226V226H225V223H224V227L222 226L223 224V222H226L227 220H229V218H227V219H225V217L223 216L224 215V209H226V208H224V207H227L228 209H230V211H236L235 213H234V217L236 218V221H238L239 219L237 218V217H239V218H241L240 220H239V222L242 220V223H240L239 225V227H240V229H241V231H240V229H239V234L241 233V235H242V233H243V231L244 230H246V226H251V228L253 227V231L251 230V228L250 227H248L247 228V230L246 231H249V232H251V233H253L254 234V236L253 237H255V238H258V240L257 241H261L260 243H261V245H262V247L259 245L260 243L259 242H257V243H259L258 245L256 244V241L254 242L253 241V239L254 238H252V235L253 234H251V233H248L247 232V234H248V237H247V234H246V238H245V240L243 241V236H245V235H243V236H240V235H230V236H226V238L224 237V239L225 240H223V239H221V241H220V239H219V241L217 242L218 244H219V242H221L220 244H222V247H223V249H221L220 247H217L218 245H217V243H216V245L217 246H215L213 249H216V247L218 248V250L219 251H225L226 252V254H224V260H223V262H226L227 264H228V261H230L231 263L233 262V263H235V262H237L236 264H238V262H239V258L241 257L240 256V253L238 254L239 256H235V253H237V251L238 250H243V251H240L241 253H244V255H246V256H248V253H251V255L254 257L253 258V262H254V260H255V258H256V260H257V262H258V264H261L262 263V260L263 259H261L262 257H264V238H262L261 236H264V234H262V233H264V209L262 210V208H264V207H262L264 204V191H262V193H261V197L262 198H260L259 197V194H257L256 193V191L254 192L253 190L251 191V189L248 187V185H251L250 187L252 188V189H254L253 187L255 186V181L254 180H252V179H254L255 178V180H257V177H258V180H257V182H259L260 183V186H261V183L263 182V185H262V188L264 189V181H260V180H264L263 178L264 177H261V176H263L264 175V167H262V166H259V164H261L262 162L264 163V160L263 161H261L260 159H261V157H262V159H264V142H259ZM11 144H13V145H11ZM21 144V145H20ZM61 145L63 146V147H61ZM20 146H22V147H20ZM59 147V148H58ZM61 147V148H60ZM257 147V148H256ZM14 148V149H13ZM25 148V149H24ZM49 148H51V149H49ZM250 148V149H249ZM47 150H49L48 152H47ZM52 152H51V151ZM251 150H252V153L254 152V150H255V152L256 153H254V154H257V156H256V158H255V156H253V157H251ZM13 151V152H12ZM69 151V152H68ZM210 151V150H209ZM220 151V150H219ZM219 151H215V152H213V151H210L211 153H213V154H216V153H220ZM243 151H241V155H243L244 153H242ZM247 151H250V153L249 152H247ZM63 152L62 153H60V155H62V156H64V155H66L67 153H70V154H74L75 152V154L74 155H76L77 154V151H75L74 149H72V151L70 152V149L69 150H67V153L66 154H64L63 155ZM22 153V154H21ZM49 153H51V154H49ZM53 153V154H52ZM247 153H249V155L247 156ZM21 154V155H20ZM253 154V155H254ZM211 155V154H210ZM258 155H259V158H258V161L256 160V161H254L253 162V160H254V158L255 159H257V157H258ZM53 156V157H52ZM59 156V157H58ZM194 156V155H193ZM192 156V158H193V161H195L196 159H194V157ZM241 158H240V157ZM261 156V157H260ZM5 157V158H4ZM23 157H24V159H23ZM51 157V158H50ZM196 157H198V156H196ZM237 157H239L240 158V161H239V159L237 160ZM244 157H246V158H244L245 160H247V162H249V163H252V167L251 166H249V165H247L248 163H245V162H243L241 159H243ZM247 157H249V160L247 159ZM43 158V159H42ZM55 158V159H54ZM192 158H191V160H192ZM199 158V157H198ZM253 159V160H250V159ZM4 159V160H3ZM6 159V160H5ZM243 159V160H244ZM44 160V161H43ZM190 160V161H191ZM204 159H202V160H200L201 162L203 161ZM209 160H212L211 162H212V164L210 163V161ZM218 160V163L219 162H221V160L223 161V163L225 162V160L227 161L228 160V162L226 163L227 164V166H226V164H223L222 162V165L220 166V165H214V164H216L215 162ZM260 160V161H259ZM43 161V162H42ZM193 161H191L192 162V164H193ZM197 161V160H196ZM208 161V162H207ZM9 162V163H8ZM207 162V163H206ZM258 163V165H256L255 166V164H257ZM261 162V163H260ZM43 163V164H42ZM221 163H219V164H221ZM254 163V164H253ZM30 164V165H29ZM191 164V163H190ZM190 164H187V166H184V167H186L185 169H186V171H190L191 169H192V171H194L193 173H192V171H190L191 172V174H190V177L192 176L193 177V175H194V177L193 178H195V176H197L196 178L198 179L199 177H203L204 178V176H202L203 175V170L202 169H200V171H199V168H197V169H195V168H193L192 167V165H190ZM228 164H230L231 165V167H229L230 165H228ZM20 165L22 166V167H20ZM189 165V166H188ZM33 166V165H32ZM218 166H219V169H218ZM256 167L257 168V170H259V171H261V172H259V173H257L258 171L256 170L255 171V169H253V167ZM28 167V168H27ZM29 167H30V169H29ZM184 167H182V168H178V170L177 171H181V170H183V168ZM216 167V168H215ZM221 167V168H220ZM29 169V170H24V169ZM32 168V169H31ZM191 168V169H190ZM215 168V169H214ZM227 168H228V170H229V168H230V170H229V174H230V177H229V174H227L228 173V170H227ZM233 168V169H232ZM251 168V169H250ZM263 168V169H262ZM36 169V170H37ZM189 169V170H188ZM213 169H214V171H213ZM262 169V170H261ZM23 170V171H22ZM223 170V171H222ZM224 170H225V172H224ZM251 170H253V172L255 171V173L257 174V176L253 173H251ZM233 171V172H232ZM242 171H243V173H242ZM10 172V173H9ZM14 172V173H13ZM19 172V173H20ZM198 172H200V173H198ZM223 172V173H222ZM231 172L233 173L232 175H231ZM262 172H263V175H262ZM9 173V174H8ZM13 173V174H12ZM196 173H198V174H200V175H195ZM249 173V174H248ZM261 173V174H260ZM12 174V175H11ZM224 174H226L227 176H225V177H228V180L224 177ZM249 175V177H246L245 175ZM261 176H260V175ZM11 175V176H10ZM48 175V174H47ZM233 175H234V178H233ZM254 175V177H252ZM9 176H10V178H9ZM199 176V177H198ZM245 176V177H244ZM260 177L262 178V179H260ZM23 178V177H22ZM21 177H20V179H22ZM91 178V177H90ZM94 178V177H93ZM231 178V180H229ZM5 179V180H6ZM19 179V180H20ZM89 179V178H88ZM92 179V178H91ZM202 178H200L199 180H201ZM233 179H235L234 181H232ZM249 179V181H247L248 183L246 184V186H245V181L246 180H248ZM88 181H90V183L88 182ZM227 181H229V182H227ZM236 181V186H235V184L234 185H232L233 184V182H235ZM251 181H253L254 182V184H253V182L251 183ZM48 182V181H47ZM47 182H44V183H42V184H39L38 185V187L40 188V190H43L44 188H46L47 186L45 185ZM91 182H92V180H87V183L90 185L91 184ZM210 182V183H211ZM231 182V183H230ZM256 182V183H257ZM4 183V184H3ZM8 183L6 182V181H3L2 182V184L3 185H8ZM49 183H50V181H49ZM49 183H47L48 185H49ZM159 183V182H158ZM178 182H174L173 184H171V185H168L167 183V187H166V190H165V188L163 187V192H165L166 194H163V192L162 191H160V196H161V192H162V197L164 198V200L166 199V197L168 198V200L166 201L165 200V202H164V200L163 199H161V197H159L161 200H163V201H161V205L162 206H164V207H162V208H165V207H167V208H170V207H168L169 206V201L171 200V204H172V202L173 203H175L177 200H175V197L174 196H170V194H171V191H172V188L173 187H180V186H175L176 184H177ZM228 183V184H227ZM230 183V184H229ZM258 183V184H259ZM1 184V183H0ZM165 184V183H164ZM163 184V186H166V184L164 185ZM179 185H181L182 186V184L181 183H178ZM177 184V185H178ZM213 184H214V186H213ZM258 184H256L257 186H258ZM66 186H67V188H68V185H65V187H64V190H62L63 192L65 191V189H66ZM71 186V185H70ZM102 186V185H101ZM220 186V187H221ZM234 186V187H233ZM253 186V187H252ZM97 187H99V186H97ZM186 187V186H185ZM249 189H248V188ZM38 188V189H39ZM96 186L92 189V191H95V192H97L96 191ZM184 187L182 186V188L180 187V189H183ZM258 188H260V189H262L261 187H258ZM0 189H1V187H0ZM89 189V188H88ZM95 189V190H94ZM98 190H100V188H97ZM185 189V188H184ZM221 189H223V188H221ZM221 189H219L221 192H223ZM240 189V190H239ZM256 189V188H255ZM259 189V190H260ZM60 190V189H59ZM218 190V189H217ZM216 190V191H217ZM246 190H248V191H246ZM62 191H58V194H59V192H61L60 193V195L59 196H57V197H61L62 195L61 194H63L62 193ZM86 191H88V190H86ZM89 191H91V190H89ZM88 191V193H91V192H89ZM216 191H215V193L213 194L214 195V197H217V194H216ZM219 191V192H220ZM224 191H225V189H224ZM241 191V193L243 194H237V196L236 197H238L239 195H241V196H239V198L237 199V198H235L237 201L235 202L234 201V197H235V195H236V193L238 192H240ZM260 191V192H261ZM65 192H67V190L65 191ZM219 192L217 191V193L219 194ZM252 192V193H251ZM254 192V193H253ZM57 193V192H56ZM79 193H80V191H79ZM87 192H85V190H84V192H82V194L83 195H85ZM87 193V194H88ZM170 193V194H169ZM203 193H206L205 195L203 194ZM225 193V192H224ZM233 193V194H232ZM58 194H55V193H53V196H55L56 197V195H58ZM78 194V193H77ZM87 194H86V196L84 197V196H82L81 194H80V196L81 197H79V195H77L78 196V198H83L84 199V202L85 203H83L82 204V201H80V202H78V203H80L79 205H80V207H81V209L82 210H85V211H87L88 210V208H89V202H86V199H87ZM149 194H150V196H149ZM169 195V197H168V195ZM221 194V193H220ZM219 194V195H220ZM235 194V195H234ZM89 195V194H88ZM146 195H147V198H146ZM146 195H145V192H143V193H141V194H139V196H141V198H142V200H144V201H146V199L148 200V196H149V200L151 199V197H152V199H153V195L149 192L148 193V191H147V193H146ZM165 195V196H164ZM234 197H233V196ZM144 196V197H143ZM222 196H220V197H222ZM251 196H253L252 197V199L253 200H256V201H258V199L260 200V203L262 204H255V201H253V200H251L250 199V197ZM259 197L258 199H254L255 197ZM41 199H40V198ZM38 197V200L37 201H35V203H33L31 206H30V210H33V209H35V208H37L38 207V205H37V202L39 203V204H42L43 202H44V199H46V197L44 196V195H41V196H39ZM207 197H208V195H207ZM219 196H218V198H220ZM160 199H159V202H160ZM249 199H250V201H253L252 202V204L254 205V207L252 208V204H251V206H250V204H248L247 202L249 201ZM43 200V201H42ZM204 200V201H203ZM215 200V199H214ZM263 200V202H261ZM74 201H75V199H74ZM100 202L101 201H103L102 199H100L99 200ZM194 201H195V203H194ZM208 201H210V202H208ZM249 201V202H250ZM42 202V203H41ZM72 202V201H71ZM167 204V206H165V204ZM169 204H168V203ZM198 202V203H197ZM204 202V203H203ZM208 202V204H207V206H206V203ZM214 204H213V203ZM74 204L76 203V202H73ZM72 203V204H73ZM86 203H88V207H87V204ZM192 203V204H191ZM203 205H202V204ZM213 204L214 206H218V205H222L221 206V209L219 208L220 206H218L217 208L219 209V210H217L216 208H214L213 207V205L210 207V204ZM215 203H217V205H215ZM219 203V204H218ZM240 203H242V204H240ZM178 203L176 202L175 203V205H173V208H176V206L178 207V205H177ZM199 204V205H198ZM229 204V205H228ZM232 204V203H231ZM248 204V206H250L249 208L250 209H248L247 207H246V205ZM36 206V207H34V206ZM69 205H70V203H69ZM82 205V206H81ZM160 205V203H158V205L157 206H155V208H151V209H146L147 207H145L142 211L143 212H141L140 213V215H143V216H145V218L147 219V215H149L150 213H152V211H154V214H156V213H159V212H161V214L159 213L158 215H159V219H158V215L156 216L155 215V217L156 218H153L154 217V215H153V213L151 214L152 215V217L150 218V217H148V221H146V219H144V224H146L147 222H148V224L152 221V220H154V222L152 221V223H150V225H149V227H151L153 230H152V232L150 233V237L149 236H144L145 237V240H144V237H141L142 239H143V241L145 242L146 240V242L147 243H150V242H148V239H150L151 240V237L153 238V236H154V233H155V238H157V236L159 237V239H160V241L158 240V238H157V240L158 241H155L154 239H152L151 240V243L153 244V246H152V248H148V250L146 249L147 247H149L150 246V244H148L147 246H146V244L143 242V241H141V238H140V240L138 239V241H141V243L140 242H138L137 241V246H139V245H141L142 246V253H140L139 255H137L138 253H136V254H133V255H135V256H133V262H134V264H144V262H145V264L148 262V264H157L158 262H161V261H158V260H162L161 259V257L163 258V259H165V258H167V259H165L166 261H162L163 262V264L165 263H169L170 262V260L172 259L174 262H175V264H188L187 262H189V261H185L186 259H187V257H188V255H190V253H191V255L193 254L191 251H190V253H188L186 256V259H184L183 257V259L181 258V256L180 255H178L177 254V249L178 250H180V248L184 245L183 244V242H186V240H185V237L186 236H188L187 234H185V232H183V231H180L178 228V226L175 224V226H174V224H173V226L175 227V229H176V226H177V229L175 230L176 232L178 231V233H176V234H178V235H181L182 233L185 235H183V237H184V239L183 238H180L181 240H180V244H179V246L180 245H182V246H178V248L176 247V249H170V248H172V247H174V245H173V243L176 241V239H178L177 237H176V239H175V236H173L172 234V236L174 237V238H172L170 235H169V233H168V231L166 232V233H163L164 235H166L167 236V234L169 235V236H167V237H169V238H167V237H163V236H161V235H159V231L158 230H160L161 231V229H159L160 228V226H161V223L163 222L164 224L165 223H168V222H171V219H172V222H174V220H175V217L174 216H172V214L171 213H168L165 209H163V212H165L166 214H168V215H166L165 213H163L162 212V208H158V206H161ZM191 205V206H190ZM225 205V204H224ZM261 205V206H260ZM68 206V205H67ZM70 206H73V205H70ZM255 206H257V207H255ZM258 206H260V209H259V207ZM156 207H157V210H156ZM203 207V208H202ZM208 207H210L209 208V210H207L208 209ZM237 207V208H238ZM262 207V208H261ZM62 208H66V207H61V209ZM68 208H69V206H68ZM179 208V207H178ZM199 208H201V209H199ZM212 208L213 209H216V211H214L213 213H212V211H210V210H212ZM232 208V209H231ZM233 208H235V210L233 209ZM60 209V208H59ZM152 209H155V210H152ZM160 211H159V210ZM203 209V210H202ZM204 209H205V211H204ZM223 209V210H222ZM226 210V212L228 211L229 212V210ZM246 209H248L249 210V212H248V214H247V211H246ZM65 209H63V210H60V212L63 214V212L62 211H64ZM69 210V209H68ZM149 210V212H147V211ZM150 210H151V212H150ZM167 210H169V209H167ZM196 210V211H195ZM201 210V211H200ZM223 211V212H221V211ZM251 210V211H250ZM51 212L50 213H53L52 211L53 210H50ZM144 211L146 212V214L147 215H145V214H143L144 213ZM155 211H156V213H155ZM188 211V212H187ZM238 211H239V214H241L242 212L244 213V212H246V213H244V214H241V215H244V216H246L245 214H247V216H250V217H248V218H250V219H248L247 218V216H246V218H243L242 219V217H244V216H239V214H238V216H237V214L236 213H238ZM202 212V213H201ZM204 212L206 213V214H204ZM208 212H211L210 214H208ZM260 212V214L258 215V213ZM64 213H66L65 211H64ZM189 213V214H188ZM252 213V214H251ZM262 213H263V215H262ZM165 214V215H164ZM204 214V215H203ZM221 214H222V216H221ZM226 214H228V213H225V215ZM231 214V213H230ZM236 214V215H235ZM249 214H251V215H249ZM139 215V216H140ZM150 215V216H151ZM161 215V216H160ZM163 215V216H162ZM170 215V216H169ZM206 215V216H205ZM232 215H233V212H232ZM257 215V216H256ZM143 216H141V217H143ZM147 216V217H146ZM172 216V217H171ZM179 216H181V217H179ZM184 216H186V217H184ZM205 216V218H203ZM208 216V217H207ZM220 216L221 217H224L223 219H225L224 221H223V219L222 218H220ZM227 216V215H226ZM258 216H259V219L261 218V222L259 223V220H258ZM173 217H174V220H173ZM254 217V218H253ZM28 218V216H26L25 217V219H27ZM97 218V217H96ZM256 218H257V220H258V222H257V220H256ZM94 219V218H93ZM143 219V218H142ZM149 219H151V220H149ZM159 220V222H157V220ZM163 219H165L166 221H163ZM203 219V220H202ZM213 219V220H212ZM246 219L247 220H249V221H246ZM90 220H92V218L91 219H89V220H80V221H77V223H75V225H76V231H79V232H76V233H78V234H76V235H80L79 233H83L84 231L83 230H85V229H87L88 230V234H90L89 236H87L88 238L91 236V235H93L92 233H94V231L96 232V229H98L96 226H94L93 228V230H92V225L94 224V223H96V222H94L92 225L91 224H89L88 223V221L90 222ZM96 220V219H95ZM162 220V222H160ZM245 221V224H246V226H245V224H244V221ZM251 220V221H250ZM83 221H87L86 223L85 222H83ZM99 221V223H105L104 221H103V219H101L100 220V218H99V220L97 219V222ZM204 221H203V223H204ZM218 221V222H217ZM220 221V222H219ZM232 221H234L232 224H233V227H234V225L235 224H238V222H236L235 220H232ZM256 222V223H258V225H262L261 227L259 226V227H257L258 225L256 224V223H254V222ZM199 222V223H198ZM229 222V221H228ZM227 222V223H228ZM88 223V224H87ZM98 223V224H99ZM156 223V224H155ZM157 223H158V225H157ZM193 223H195V226H192V225H194ZM197 223V224H196ZM251 223H252V225H251ZM262 223V224H261ZM77 224H79V225H77ZM87 224V225H86ZM247 224H250V225H247ZM85 225V226H84ZM143 225V224H142ZM153 225H155L154 227H153ZM242 225H244L243 227H242ZM257 225V226H256ZM88 226V227H87ZM91 227V230L93 231H91L90 230V227ZM145 226H148L147 224L145 225ZM144 225L143 226H139L140 228H144L145 227ZM187 226V227H186ZM256 226V227H255ZM39 226L38 225H34L33 224V228L32 229H36V228H38ZM85 227V228H84ZM156 227V228H155ZM193 227V228H192ZM195 227V228H194ZM210 227V228H209ZM89 228V229H88ZM185 228H186V230H185ZM192 228V229H191ZM244 230H243V229ZM256 228H258L259 230H257ZM78 229H80V230H78ZM157 229V230H156ZM255 229V230H254ZM262 229V230H261ZM191 230V231H190ZM251 230V231H250ZM257 230V235L259 236H257L256 235V231ZM83 231V232H82ZM86 231V230H85ZM153 231H155V232H153ZM162 231H166V230H162ZM214 231H216V230H214ZM262 232V233H260V232ZM75 232V231H74ZM156 232H157V234L158 235H156ZM159 232V233H158ZM202 232H204L203 230H202ZM211 232V233H210ZM230 232V231H229ZM245 232V231H244ZM68 233V234H67ZM153 233V234H152ZM260 233V234H259ZM65 235H70L71 233L69 232V231H66L65 233H64ZM86 234H87V231H86V233L84 234H82L80 237L83 239V237L85 236V239H84V243H86L85 242V240H87L88 238L86 237ZM87 234V235H88ZM160 234H162V233H160ZM204 233H202V235H203ZM205 234H204V236H205ZM214 235L212 238H211V236L212 235ZM236 234H237V232H236ZM249 235H251V236H249ZM261 235V236H260ZM232 236H234L233 238H231V240H232V242L230 241V238L229 237H232ZM162 237V238H161ZM222 237V238H223ZM148 238V239H147ZM170 238L172 239V241H173V239H174V241L172 242L171 240H170ZM214 238H216V239H214ZM227 238H229V239H227ZM238 240H237V239ZM250 238H252V240L250 239ZM168 239L171 241V243H172V245H170L171 243H170V241H168ZM186 239H187V237H186ZM161 240L162 241H164V242H161ZM167 240V241H166ZM184 240V241H183ZM211 240V241H210ZM214 240V241H213ZM217 240V241H216ZM236 240V242H234ZM240 240V241H239ZM246 240H248V242H249V240H250V242H249V244H248V242L246 241ZM256 240V239H255ZM0 241H2L1 239H0ZM81 241H83V240H81ZM166 241V242H165ZM214 243H213V242ZM79 242V244H80V241H78ZM77 242V243H78ZM143 242V243H142ZM158 242H161V243H158ZM209 242H211V243H209ZM237 242H240V243H237ZM44 243V242H43ZM47 243H52V241L50 240V242H47ZM46 243V244H47ZM82 243V242H81ZM140 243V244H139ZM167 243H168V245H167ZM176 243H178V241L176 242ZM176 243H174L175 244V246L177 245ZM231 243L233 244V243H235V246H238L237 244H239L240 245V247L242 248V246H244V249H241V248H239V249H237V247H235V246H233V245H231ZM237 243V244H236ZM243 243H245V244H243ZM246 243H247V245H246ZM256 245H255V244ZM88 244V243H87ZM144 244H145V247L146 248H143V246H144ZM167 245L168 247H166V250H164L163 252H162V250L164 249V248H162L163 247V245ZM187 244V243H186ZM188 244H190L189 246H191V243H188ZM214 244V245H213ZM230 244V245H229ZM242 244V245H241ZM253 246V244L255 245V248H256V246H258L257 248L258 249H254V250H256V251H254L253 252V249L252 250H250V251H247V249H251L252 248V246ZM49 245V244H48ZM47 245V246H48ZM51 245V244H50ZM85 245V244H84ZM83 245V246H84ZM89 245V244H88ZM87 245V246H88ZM164 245V246H165ZM249 245H250V247H249ZM46 246V245H45ZM44 246V247H45ZM46 246V247H47ZM77 246V245H76ZM79 246V245H78ZM83 246L81 245V247H79V248H82L83 249ZM86 246V245H85ZM87 246H86V248H87ZM90 246V245H89ZM88 246V247H89ZM136 246V247H137ZM162 246V247H161ZM172 246V247H171ZM186 246V245H185ZM232 246V247H231ZM248 246V247H247ZM1 247V246H0ZM92 247V249H93V247L94 246H91ZM91 247H89V250H90V248ZM160 247L162 248V250L160 249ZM187 247H188V245H187ZM209 247V246H208ZM233 247H235V249H237V250H234V248ZM247 247V248H246ZM259 247H261V248H259ZM86 248H84L85 249V251H87V252H85L84 251V249H83V252H82V249L80 250V252H82V253H93V250L90 252V251H88ZM138 248H141V247H138ZM167 248L169 249V250H167ZM182 248H185V247H182ZM189 248H191V247H189ZM253 248H254V246H253ZM1 249V248H0ZM95 249V248H94ZM145 249V250H144ZM150 249V250H149ZM193 249V248H192ZM246 249V250H245ZM74 250H77V248L76 247H74ZM149 251V252H147V251ZM174 250H176L177 252H175ZM202 250V252H204L203 251V249H201ZM201 250H199V251H201ZM1 252H0V254L2 253V249L0 250ZM77 251H79V250H77ZM143 251H145L144 253H143ZM160 251L162 252V253H160ZM174 251V252H173ZM185 251V249H183V251H182V249H181V252H182V254L185 256V253L186 252H184ZM186 251L188 252L189 250H187V248H186ZM194 251V254L196 253L195 251H197V250H193ZM221 251V253H219V254H222L223 252ZM235 251V252H234ZM246 251H247V253H246ZM262 251V252H261ZM4 252H6V251H4ZM4 252H3V254H4ZM74 252V251H73ZM64 253L62 256L65 258H61V262H63V264H64V262H65V260H66V262H68V263H70V264H74V257L73 256H75L74 254H76L77 255V252H74V253ZM166 252H168V253H166ZM172 252V253H171ZM181 252H179V254L181 253ZM229 252V253H228ZM234 252V253H233ZM239 252V251H238ZM101 252H99V254H100ZM146 253V254H145ZM169 253H171V254H174V257H173V255H169ZM200 254H201V252H199ZM72 254V255H71ZM78 254H80L79 252H78ZM101 254H103V253H101ZM143 254H145V255H143ZM148 254H150V255H148ZM160 254L162 255L161 257H160ZM165 254H167V255H165ZM181 254V255H182ZM200 254H198V251H197V255L199 256H197L198 257V259L201 257V255ZM66 255V256H65ZM143 255V256H142ZM148 255V256H147ZM151 255H152V257H153V259L151 258ZM157 255H159L158 257H160V259H157L158 257H156ZM182 255V256H183ZM213 255V254H212ZM218 255V254H217ZM251 255L249 254V256H250V258L252 259V257H251ZM4 256H5V254H4ZM2 254L0 255V260H2L3 259V257H4ZM125 255H123V257H124ZM149 258V259H147L146 260V258ZM164 256V257H163ZM167 256V257H166ZM180 256V257H179ZM216 255H213V256H211V257H215ZM92 257V256H91ZM145 258V260H143L144 258ZM170 258V260H169V258ZM179 257V258H178ZM196 257V258H197ZM219 257V256H218ZM217 257V258H218ZM235 257H237V261H236V258ZM242 257H244L243 255H242ZM242 257H241V259H242ZM259 257H260V260H259ZM33 259H31V260H34L35 258L34 257H32ZM71 258H72V260H71ZM135 258V259H134ZM181 258V259H180ZM244 258H246V257H244ZM250 258L248 259V257L246 258V262H248L249 263V261L248 260H250ZM123 259V258H122ZM125 259V258H124ZM123 259V260H124ZM215 259V258H214ZM240 259V260H241ZM248 259V260H247ZM36 260V259H35ZM39 261H37V263H36V261L35 262H32V261H29V262H31L32 264H34V263H36V264H38L39 262H41V264H42V261H43V259L41 260V259H38ZM63 260V261H62ZM132 260V259H131ZM168 260H169V262H168ZM171 260V262L169 263V264H174L173 263V261ZM189 260V259H188ZM256 260H255V262H254V264H256ZM144 261V262H143ZM178 261V262H177ZM245 261H243V259H242V261H241V263L243 262H245ZM65 262V264H68V263H66ZM72 262V263H71ZM221 262V261H220ZM219 262V260L217 261V263H220ZM245 262V263H246ZM264 262V261H263ZM30 263V264H31ZM190 264H192V262H189ZM244 263V264H245ZM247 263V264H248ZM251 263H252V261H251ZM251 263H249V264H251ZM40 264V263H39ZM220 264H222V263H220ZM264 264V263H263Z\"/></svg>", "mask_w": 264, "mask_h": 264}]
</instances>
